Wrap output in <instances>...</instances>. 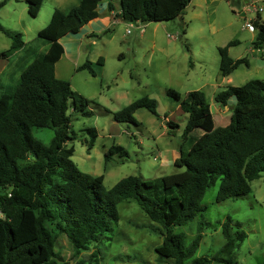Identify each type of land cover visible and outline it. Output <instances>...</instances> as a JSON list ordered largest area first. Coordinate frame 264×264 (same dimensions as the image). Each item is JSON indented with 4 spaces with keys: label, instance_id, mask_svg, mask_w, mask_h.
Segmentation results:
<instances>
[{
    "label": "trees",
    "instance_id": "1",
    "mask_svg": "<svg viewBox=\"0 0 264 264\" xmlns=\"http://www.w3.org/2000/svg\"><path fill=\"white\" fill-rule=\"evenodd\" d=\"M28 12L36 15L42 0H26ZM102 0H79L67 9L54 7L37 37L46 40L47 48L38 53L20 71L16 85L0 93V264H66L56 247L58 237L68 240L72 255L88 249L107 236L119 219L117 205L133 198L152 220L153 231L160 233L161 243L154 246L159 261L170 264H209L212 261L234 264V249L246 237L239 221L227 215L221 221L224 242L211 255L193 256L202 238L199 222L192 240L185 244L184 232L173 227L182 224L206 209L202 197L207 187L219 179L216 201L243 196L251 190V180L264 171V78H251L242 84H227L214 94L215 101L231 108L225 124H215L210 103L202 89L189 91L184 98L167 87L165 92L181 100L188 112L182 129L179 154L174 164L183 169L156 177L128 174L110 187H105L103 174L81 170L71 159L73 146L69 139L78 134L70 127L72 112L89 115L90 99L75 90L69 80L57 77L54 64L63 53L59 38L98 15ZM108 10L115 0H106ZM190 0H118L117 16L127 21H161L181 13ZM232 4L239 0H230ZM5 0H0V7ZM256 35L253 47L264 40V21L259 13L252 20ZM10 46L0 51L7 57L22 48L25 41L20 32H10ZM230 39L217 47L219 72L230 74L239 64H249L247 56L233 57L228 52ZM102 62V57H98ZM86 59L76 69L87 68ZM234 96V101L228 104ZM145 107L158 115L157 101L149 95L140 96L117 110L111 111L115 121L137 122L135 111ZM107 109V108H105ZM167 125L179 124L168 118ZM34 127H51L53 136L48 143L32 134ZM91 147L97 129L85 127ZM194 131L198 134L192 135ZM127 156V150L112 143L105 159L113 153ZM235 226V228H234ZM100 249L92 255L98 260Z\"/></svg>",
    "mask_w": 264,
    "mask_h": 264
},
{
    "label": "rangeland",
    "instance_id": "2",
    "mask_svg": "<svg viewBox=\"0 0 264 264\" xmlns=\"http://www.w3.org/2000/svg\"><path fill=\"white\" fill-rule=\"evenodd\" d=\"M78 1L42 0L37 14L31 15L26 0H5L0 7V24L12 33L20 32L25 45L7 57L0 56V93L16 85L20 71L40 53V46L46 48V40L37 37V31L46 25L53 8L65 6L67 9ZM251 1L262 7L259 14L263 16L264 0H239L235 4L230 0H216L206 8L191 0L174 18L141 22L117 17L93 34L68 32L62 36L63 42L70 43L74 50L69 53L70 57L64 54L56 63L57 76L69 80L75 90L89 98L92 110L89 115L72 112L70 127L78 136L66 144L74 148L71 159L76 165L91 174H103L105 187L128 174L150 178L183 169L167 158L182 140L187 112L180 108V99L171 98L165 90L172 87L184 98L189 91L202 89L211 104L215 124L228 121L231 108L215 101V92L227 84L264 78V40L260 47H253L257 30L248 29L245 24L256 12L242 9L243 4ZM115 2L119 4L118 0ZM97 10L100 15L108 12L107 1L102 0ZM234 38L238 42L229 45V54L247 56L249 64L241 63L228 76H221L217 47ZM11 42V35L0 29V51ZM100 56L101 63L97 61ZM86 59L91 61L94 73L87 68L76 69L75 64ZM146 94L156 99L158 115L139 107L135 111L137 122L113 120L112 110ZM234 99V96L230 98ZM166 116L179 124L171 132H168ZM90 125L97 129L91 147L84 141L88 138L85 127ZM53 133L51 127L32 129L33 136L45 143ZM195 134L198 132L192 133ZM112 143L121 144L128 155L115 152L106 160L104 153ZM219 181L216 179L206 188L202 197L206 209L202 214L197 213L173 229L184 232V241L188 244L199 222L208 221L209 224H203L202 238L193 256H211L224 242L221 221L230 215L246 232V237L234 249V264H264V171L251 180L249 193L216 201ZM3 191L0 187V193ZM117 209L119 219L106 232L107 236L76 255H72L66 237L60 235L56 247L63 259H58L59 263L170 264V257L163 261L157 259L154 246L161 243L163 236L153 231V225L157 224L151 223L136 200H122ZM95 248L100 249L97 261L90 254ZM209 264L229 263L212 261Z\"/></svg>",
    "mask_w": 264,
    "mask_h": 264
},
{
    "label": "crops",
    "instance_id": "3",
    "mask_svg": "<svg viewBox=\"0 0 264 264\" xmlns=\"http://www.w3.org/2000/svg\"><path fill=\"white\" fill-rule=\"evenodd\" d=\"M191 1V0H190ZM214 1H216V0H197V5L199 6V7H201V8H206L207 7V5L208 4H210V3H212V2H214ZM239 2V1H238ZM248 3V2H247ZM246 3V4H247ZM242 5V4H241ZM243 5H245V4H243ZM242 5V6H243ZM62 8V9H66L65 8V6L63 7V6H59V8ZM108 9V8H107ZM99 10V9H98ZM100 11V10H99ZM98 11V15L96 16V17H94V18H92V19H90L89 21H87L85 24H83L81 27H80V29L77 31V32H83V33H85V34H93L94 33V31L95 30H99V29H104L108 24H109V22H114L116 19H117V17H119V16H117L116 15V13L117 12H119L120 11V7H119V4H117L116 2H115V8L113 9V10H108V12H103V13H101V15H100V12ZM237 12H239L238 11V9H237ZM52 13V12H51ZM260 15V14H259ZM260 18L264 21V15L263 16H261L260 15ZM67 35H68V33H67ZM64 36V35H63ZM62 38L63 37H60L59 38V40H60V42L62 43V45H63V53L61 54V56L59 57V59L64 55V54H66V56H68V57H70L69 56V53L71 52V51H73L74 50V48H71V46L69 45L70 43H67V44H65L64 42H63V40H62ZM69 39H70V37L67 39V41H69ZM70 41H74V40H70ZM76 41V40H75ZM253 41V40H252ZM79 46V44H76V46ZM47 46H48V43H47V45H46V48H47ZM75 46V47H76ZM261 46V45H260ZM41 48H39V49H41L40 50V52L41 51H44L46 48H44V46H40ZM80 47V46H79ZM258 48V47H257ZM58 59V60H59ZM28 60V59H27ZM58 60L55 62V64H54V71H55V75L57 76V68H56V63L58 62ZM28 61H31V60H28ZM79 64H75V67H77ZM229 75V74H228ZM228 75H226V76H228ZM58 77V76H57ZM229 101H231L230 103H232L233 101L232 100H230L229 99ZM219 103V102H218ZM180 108L181 109H183L182 108V103H181V100H180ZM210 108H211V110H212V107H211V104H210ZM184 110V109H183ZM185 111V110H184ZM185 112H187V111H185ZM187 114H188V112H187ZM166 119H168V117L166 116ZM178 154H179V146L177 147V149H173L171 152H170V155H169V157L167 158V161H172V162H174V159L178 156Z\"/></svg>",
    "mask_w": 264,
    "mask_h": 264
},
{
    "label": "built area",
    "instance_id": "4",
    "mask_svg": "<svg viewBox=\"0 0 264 264\" xmlns=\"http://www.w3.org/2000/svg\"><path fill=\"white\" fill-rule=\"evenodd\" d=\"M261 8L262 7L256 1L248 2L247 4L242 6V9L247 10V11L256 12V14L259 13ZM253 18L247 19L246 22H245V24L247 25L248 29L255 28V26H254V24L252 22Z\"/></svg>",
    "mask_w": 264,
    "mask_h": 264
}]
</instances>
